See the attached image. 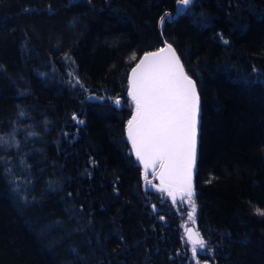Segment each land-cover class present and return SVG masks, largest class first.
<instances>
[{"label": "trees", "instance_id": "1", "mask_svg": "<svg viewBox=\"0 0 264 264\" xmlns=\"http://www.w3.org/2000/svg\"><path fill=\"white\" fill-rule=\"evenodd\" d=\"M180 8L0 0V264H264V0ZM164 41L200 94L195 223L126 138L129 69Z\"/></svg>", "mask_w": 264, "mask_h": 264}, {"label": "snow or ice", "instance_id": "2", "mask_svg": "<svg viewBox=\"0 0 264 264\" xmlns=\"http://www.w3.org/2000/svg\"><path fill=\"white\" fill-rule=\"evenodd\" d=\"M184 11L193 0H178ZM166 17H161L163 25ZM227 43V41H225ZM135 59V55L132 57ZM79 84V79H76ZM128 95L135 114L127 122V139L136 159L143 165L144 180L149 172L159 178V191L176 203L191 206L189 221L195 223L196 191L193 182L200 133V94L196 81L188 75L180 55L171 43L147 52L132 69ZM116 105L120 99L114 100ZM75 119V117H73ZM80 123H83L80 121ZM259 214L264 212L257 210ZM193 255L207 248L208 242L198 230L186 226Z\"/></svg>", "mask_w": 264, "mask_h": 264}, {"label": "water", "instance_id": "3", "mask_svg": "<svg viewBox=\"0 0 264 264\" xmlns=\"http://www.w3.org/2000/svg\"><path fill=\"white\" fill-rule=\"evenodd\" d=\"M183 6H181V8H182ZM180 8V9H181ZM167 43H170V42H168V41H166ZM165 46V41L163 42V44L162 45H160L159 47H157V48H153V49H149V50H146V51H144L139 57H138V59L136 60V62L134 63V64H132V66L130 67V69H129V73H128V92H129V88H130V78H131V72H132V69L136 66V64L137 63H139V61H140V59H142V57H143V55L145 54V53H147V52H153V51H157L159 48H161V47H164ZM174 47V46H173ZM189 75V74H188ZM190 76V75H189ZM130 97V96H129ZM131 98V97H130ZM135 114V112L132 114V116ZM132 116H131V118H132ZM130 118V119H131ZM129 119V120H130ZM128 120V121H129ZM127 121V122H128ZM126 138H127V129H126ZM127 141H128V143H129V145H130V149H131V152H132V154H133V156H134V159H135V161L139 164V166L142 168V173L144 174V169H143V165L136 159V156H135V153L133 152V150H132V145H131V142L127 139ZM198 144H199V137H198ZM197 155H198V148H197ZM151 172H149V174H150ZM194 175H195V173H194ZM154 180H155V182L153 183V185H159V183H160V181H159V178L157 177V178H154ZM193 182H194V178H193ZM155 189H157L156 187H155ZM158 190V189H157ZM188 228H191V229H193V227L192 226H189ZM193 231H195L194 229H193ZM185 237L187 238V236H186V230H185Z\"/></svg>", "mask_w": 264, "mask_h": 264}, {"label": "flooded vegetation", "instance_id": "4", "mask_svg": "<svg viewBox=\"0 0 264 264\" xmlns=\"http://www.w3.org/2000/svg\"><path fill=\"white\" fill-rule=\"evenodd\" d=\"M189 263H190V264H193V262H192V261H189Z\"/></svg>", "mask_w": 264, "mask_h": 264}]
</instances>
